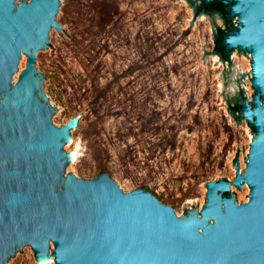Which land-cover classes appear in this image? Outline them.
Returning a JSON list of instances; mask_svg holds the SVG:
<instances>
[{
  "label": "water",
  "instance_id": "obj_1",
  "mask_svg": "<svg viewBox=\"0 0 264 264\" xmlns=\"http://www.w3.org/2000/svg\"><path fill=\"white\" fill-rule=\"evenodd\" d=\"M17 1L0 0V264L22 253L25 245L38 264L51 261V245L54 264H264V0H220L238 23L231 21L232 30L222 38L230 51L227 68L214 46L208 51L201 45L202 64L214 55L219 60L213 66L223 63L218 94L226 100L227 113L236 125L244 118L252 134L247 158L242 146L245 168L240 171L237 147L232 181L224 176L205 182L200 211L184 208L179 217L149 188L139 185L124 192L100 169L89 179L71 172L63 176L72 162L63 146L82 112L60 126L53 124L58 109L48 104L41 88L45 78L34 66L38 50L53 49L47 39L52 27L61 29L55 19L60 3ZM186 3L192 18L179 42L205 15L214 44L213 27H219L216 19L224 24L222 15L196 13L198 2ZM234 48L238 58L242 53L250 59L251 67L240 73L238 61L236 79L230 70ZM22 54L25 67L13 83ZM245 75L254 89L250 101L240 88ZM235 102L241 105L238 115L230 106ZM231 184L239 191L248 186L246 202L230 196Z\"/></svg>",
  "mask_w": 264,
  "mask_h": 264
},
{
  "label": "rangeland",
  "instance_id": "obj_2",
  "mask_svg": "<svg viewBox=\"0 0 264 264\" xmlns=\"http://www.w3.org/2000/svg\"><path fill=\"white\" fill-rule=\"evenodd\" d=\"M116 1V13L101 23L88 12L90 0H59L55 19L61 29L52 27L47 39L53 49L36 52L34 66L45 78L44 96L58 109L51 116L53 124L60 126L82 112L63 146L74 155L63 176L71 172L89 179L100 169L124 192L139 185L149 188L178 217L192 206L199 212L205 182L224 176L231 182L236 148L241 171L252 138L245 119L236 125L218 94L223 63L213 64L219 56H207L202 64L201 45L208 51L214 46L211 24L200 15L179 42L192 18L185 0ZM216 24L225 29L220 19ZM237 52L234 48L230 55L234 79L238 61L240 73L251 69L250 59L242 53L238 58ZM244 79L240 88L250 101L254 89L247 75ZM231 92L235 94L234 87ZM230 188L237 202L247 201L246 184L240 191L232 184ZM51 250L52 245V262L43 264H54ZM21 251L4 264H38L29 245Z\"/></svg>",
  "mask_w": 264,
  "mask_h": 264
},
{
  "label": "trees",
  "instance_id": "obj_3",
  "mask_svg": "<svg viewBox=\"0 0 264 264\" xmlns=\"http://www.w3.org/2000/svg\"><path fill=\"white\" fill-rule=\"evenodd\" d=\"M91 6L90 11L93 20L100 21L101 23L106 22L114 13H116L117 1L116 0H90ZM190 5H194V2H198L194 5L196 13L203 12L205 14L211 15L215 12L222 15L224 18L225 29L221 27H216V35L214 39V50L224 61H229L230 51H227L222 38L227 31L232 30L231 19L229 16V11L227 5L220 0H186ZM92 12V13H91ZM241 105L234 103L231 107L233 112L240 110Z\"/></svg>",
  "mask_w": 264,
  "mask_h": 264
},
{
  "label": "bare ground",
  "instance_id": "obj_4",
  "mask_svg": "<svg viewBox=\"0 0 264 264\" xmlns=\"http://www.w3.org/2000/svg\"><path fill=\"white\" fill-rule=\"evenodd\" d=\"M21 61H20V71L22 70V65L25 63V55L24 54H22L21 55ZM76 122H77V120H76ZM76 126V125H75ZM72 129V128H71ZM69 138H70V136H69ZM71 156H72V158L74 157V155H73V153L71 154ZM50 256V255H49ZM52 260L53 259H51V261H49L50 263L52 262Z\"/></svg>",
  "mask_w": 264,
  "mask_h": 264
}]
</instances>
